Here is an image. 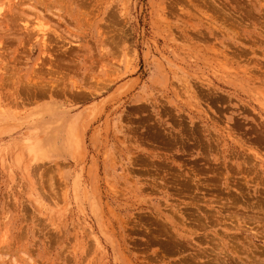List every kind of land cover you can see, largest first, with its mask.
Masks as SVG:
<instances>
[{"label":"rangeland","instance_id":"1","mask_svg":"<svg viewBox=\"0 0 264 264\" xmlns=\"http://www.w3.org/2000/svg\"><path fill=\"white\" fill-rule=\"evenodd\" d=\"M0 264H264V0H0Z\"/></svg>","mask_w":264,"mask_h":264},{"label":"bare ground","instance_id":"2","mask_svg":"<svg viewBox=\"0 0 264 264\" xmlns=\"http://www.w3.org/2000/svg\"><path fill=\"white\" fill-rule=\"evenodd\" d=\"M30 89V88H29Z\"/></svg>","mask_w":264,"mask_h":264}]
</instances>
